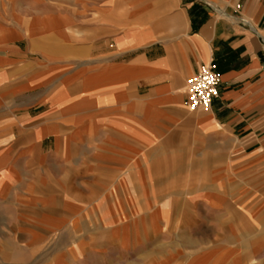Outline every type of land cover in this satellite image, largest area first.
Here are the masks:
<instances>
[{
	"label": "crops",
	"instance_id": "0c3cea01",
	"mask_svg": "<svg viewBox=\"0 0 264 264\" xmlns=\"http://www.w3.org/2000/svg\"><path fill=\"white\" fill-rule=\"evenodd\" d=\"M25 6L0 19L10 263L122 262L147 240L179 241L173 264L264 257V0ZM210 62L219 96L190 110Z\"/></svg>",
	"mask_w": 264,
	"mask_h": 264
},
{
	"label": "rangeland",
	"instance_id": "374dc122",
	"mask_svg": "<svg viewBox=\"0 0 264 264\" xmlns=\"http://www.w3.org/2000/svg\"><path fill=\"white\" fill-rule=\"evenodd\" d=\"M38 5H48L50 8L57 7V0H0V19L4 22H9L10 16L13 11H19L24 9L27 3ZM9 226L0 225V264H11V255L15 252V248H19V242L16 240H9ZM180 242L176 241H153L147 240L145 242V255L144 257L134 256L130 253L128 257H124L121 261L112 262V258H108L109 264H173L178 259V253L180 249H172L171 246ZM22 252V251H21ZM24 253V252H22ZM172 253V254H171ZM171 254V255H170ZM22 260L24 258H21ZM100 259L98 258V261ZM102 260V259H101ZM100 260V261H101ZM241 264H264V257H249L240 258ZM103 262V261H102ZM106 264V263H98Z\"/></svg>",
	"mask_w": 264,
	"mask_h": 264
},
{
	"label": "built area",
	"instance_id": "2783aa9c",
	"mask_svg": "<svg viewBox=\"0 0 264 264\" xmlns=\"http://www.w3.org/2000/svg\"><path fill=\"white\" fill-rule=\"evenodd\" d=\"M219 78L215 65L210 62L202 64L198 71L186 80L185 94L190 110L207 111L219 96Z\"/></svg>",
	"mask_w": 264,
	"mask_h": 264
}]
</instances>
